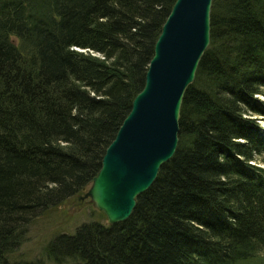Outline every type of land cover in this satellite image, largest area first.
<instances>
[{"label":"trees","instance_id":"1","mask_svg":"<svg viewBox=\"0 0 264 264\" xmlns=\"http://www.w3.org/2000/svg\"><path fill=\"white\" fill-rule=\"evenodd\" d=\"M174 2L0 0V264H44L9 260L17 231L89 187ZM261 98L264 0H213L174 155L127 220L60 234L48 257L264 264Z\"/></svg>","mask_w":264,"mask_h":264},{"label":"water","instance_id":"2","mask_svg":"<svg viewBox=\"0 0 264 264\" xmlns=\"http://www.w3.org/2000/svg\"><path fill=\"white\" fill-rule=\"evenodd\" d=\"M213 0H175L161 27L140 92L131 102L78 203L88 201L109 226L127 220L178 143L180 108L210 42Z\"/></svg>","mask_w":264,"mask_h":264},{"label":"rangeland","instance_id":"3","mask_svg":"<svg viewBox=\"0 0 264 264\" xmlns=\"http://www.w3.org/2000/svg\"><path fill=\"white\" fill-rule=\"evenodd\" d=\"M264 101L263 98H261ZM264 128V120H259ZM263 157L260 167L264 168ZM105 223V217L88 201L76 203L72 197L61 204L39 213L27 225L17 231L18 246L9 254L10 261H41L55 264L47 255L46 246L60 234L73 235L84 224ZM63 264H71L67 261Z\"/></svg>","mask_w":264,"mask_h":264},{"label":"flooded vegetation","instance_id":"4","mask_svg":"<svg viewBox=\"0 0 264 264\" xmlns=\"http://www.w3.org/2000/svg\"><path fill=\"white\" fill-rule=\"evenodd\" d=\"M76 203H78V200L76 199Z\"/></svg>","mask_w":264,"mask_h":264}]
</instances>
